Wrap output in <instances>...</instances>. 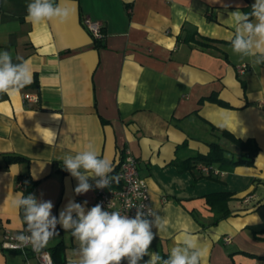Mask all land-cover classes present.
<instances>
[{"label": "crops", "instance_id": "0c3cea01", "mask_svg": "<svg viewBox=\"0 0 264 264\" xmlns=\"http://www.w3.org/2000/svg\"><path fill=\"white\" fill-rule=\"evenodd\" d=\"M29 2L0 0V51H9L14 63L18 56L28 61L37 80L0 94V243L6 232L26 227L12 204L22 193L20 174L36 182L32 194L50 200L57 217L69 199L92 207L95 180L89 178L92 190L76 195L78 181L58 170L62 156L92 144L112 162V175L126 151L136 159L151 206L167 220L150 251L167 258L184 232L194 230L203 264H264V65L232 53L228 19L237 6L249 12L255 0H57L67 17L36 24L26 19ZM84 18L100 22L101 47ZM191 32L216 42L201 47L180 39ZM24 93L38 101H24ZM219 129L254 140L255 164L176 167L207 154L211 142L237 156L241 150ZM4 154L26 161L6 164ZM224 191L232 192L230 214L214 223L205 195ZM57 231L45 249L54 264H72L78 243L60 225ZM29 262L36 264L33 257ZM0 264L26 261L20 251L0 247Z\"/></svg>", "mask_w": 264, "mask_h": 264}, {"label": "clouds", "instance_id": "9594fccd", "mask_svg": "<svg viewBox=\"0 0 264 264\" xmlns=\"http://www.w3.org/2000/svg\"><path fill=\"white\" fill-rule=\"evenodd\" d=\"M67 15V9L57 0H30L27 5L26 19L33 24L54 19L63 21ZM228 19L234 27L229 40L232 53L254 65H264V0H255L247 13L237 6ZM16 59L20 62L14 63L9 51H0V94L11 96L32 83L29 62L19 56ZM60 161L64 170L78 181L76 195L92 190L89 178L95 180L97 189L119 182L118 175H112L115 171L112 162L102 158L92 144L75 154H65ZM87 203L69 199L57 217L52 213L54 205L50 200L17 193L12 204L22 210L26 227L15 236L16 243L11 247L15 250L31 246L39 252L59 235L57 225H60L78 243V259L72 264H124L125 261L140 264L145 256L149 259L144 264H203L205 250L194 230L184 232L167 258L149 250L155 237L167 231V220L156 208L131 205L129 209L135 207L136 214L130 217L120 211L105 210L99 203L88 209Z\"/></svg>", "mask_w": 264, "mask_h": 264}, {"label": "built area", "instance_id": "2783aa9c", "mask_svg": "<svg viewBox=\"0 0 264 264\" xmlns=\"http://www.w3.org/2000/svg\"><path fill=\"white\" fill-rule=\"evenodd\" d=\"M83 24L94 40H102L104 38L102 26L99 21L84 18ZM245 68L246 65L243 64L238 68V71L243 72ZM22 97L24 101L31 103H36L38 101V96L36 94L24 93ZM136 163V159L130 155L129 151H126L119 161L117 170L114 174L118 175L119 182H113L108 189H99L96 192L92 206L99 203L105 210L120 211L122 214H126L130 217H134L136 214L135 207L129 209L131 205L139 206L144 204L147 207H152L147 183L140 175ZM23 229L21 231H23ZM21 231L16 234L6 232L0 243V247L2 249L14 250L11 245L16 243L15 236ZM15 250L22 253L26 264H30V257L34 258L36 264H54L50 252L45 248L39 252L34 251L31 246ZM124 264H127V262L125 261Z\"/></svg>", "mask_w": 264, "mask_h": 264}, {"label": "trees", "instance_id": "16d2710c", "mask_svg": "<svg viewBox=\"0 0 264 264\" xmlns=\"http://www.w3.org/2000/svg\"><path fill=\"white\" fill-rule=\"evenodd\" d=\"M196 32L189 33V36L186 34L184 37H181V40L186 42H192L198 46L206 47L209 46L210 43L216 42L214 39H208V37L198 36L196 37ZM94 44L97 47H101V40H94ZM33 85H37V80L34 79L32 82ZM210 101H213L221 106L230 107L229 104L217 98L216 96L208 97ZM222 135L232 141L236 146H238L240 153L237 156L229 155L225 148H223L217 142H211L209 144V151L207 154H196L194 156L188 157L185 160L177 161L176 167L179 170H190L197 163H201L204 166L217 164L219 169H232L238 165H246L252 166L254 163V159L258 153V145L252 139L242 140L241 138L235 137L232 133L228 132L224 129H219ZM6 164L13 162H22L26 161V158L21 155H13V154H4ZM58 170L61 173H67L63 168L62 162L58 164ZM17 185L18 188L22 191L24 195L32 194V191L36 185V182L31 179V177L27 174H20L17 177ZM232 192L224 191V192H214L205 195V199L207 203L210 205L211 209L216 214V218L214 219V223L218 222L219 219L227 217L230 214V210L227 206L228 200L231 198ZM20 214L23 217L22 210H20ZM264 231V229L259 230ZM57 246V245H56ZM52 256V255H51ZM264 258V257H261Z\"/></svg>", "mask_w": 264, "mask_h": 264}]
</instances>
